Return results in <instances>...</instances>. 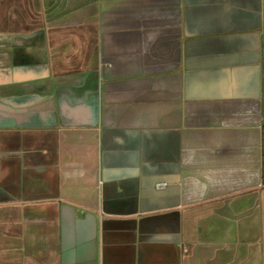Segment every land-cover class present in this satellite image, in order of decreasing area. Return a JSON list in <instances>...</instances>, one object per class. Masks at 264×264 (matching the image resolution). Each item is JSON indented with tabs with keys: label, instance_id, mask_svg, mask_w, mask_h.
<instances>
[{
	"label": "crops",
	"instance_id": "1",
	"mask_svg": "<svg viewBox=\"0 0 264 264\" xmlns=\"http://www.w3.org/2000/svg\"><path fill=\"white\" fill-rule=\"evenodd\" d=\"M0 264H264V0H0Z\"/></svg>",
	"mask_w": 264,
	"mask_h": 264
}]
</instances>
